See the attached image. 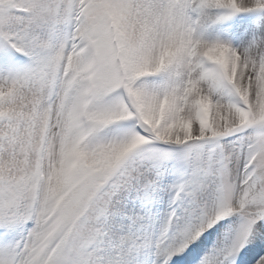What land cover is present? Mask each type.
I'll list each match as a JSON object with an SVG mask.
<instances>
[{"label": "snow or ice", "instance_id": "1", "mask_svg": "<svg viewBox=\"0 0 264 264\" xmlns=\"http://www.w3.org/2000/svg\"><path fill=\"white\" fill-rule=\"evenodd\" d=\"M0 264H264V0H0Z\"/></svg>", "mask_w": 264, "mask_h": 264}]
</instances>
